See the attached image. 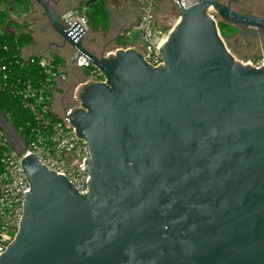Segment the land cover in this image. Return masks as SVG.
<instances>
[{
	"label": "water",
	"instance_id": "95a60500",
	"mask_svg": "<svg viewBox=\"0 0 264 264\" xmlns=\"http://www.w3.org/2000/svg\"><path fill=\"white\" fill-rule=\"evenodd\" d=\"M31 1L56 47L88 57L106 83L81 88L68 116L91 149L88 195L25 157L31 191L0 264H264V67L238 61L208 11L233 27L264 30V18L178 0L154 69L134 50L96 55L54 0ZM0 122L22 140L1 111Z\"/></svg>",
	"mask_w": 264,
	"mask_h": 264
},
{
	"label": "built area",
	"instance_id": "2783aa9c",
	"mask_svg": "<svg viewBox=\"0 0 264 264\" xmlns=\"http://www.w3.org/2000/svg\"><path fill=\"white\" fill-rule=\"evenodd\" d=\"M125 1L131 3L134 13L131 22L121 30V37L126 40L138 31L139 44L125 42V47L107 52L104 57L114 56L120 51L134 50L152 68L165 66L161 49L181 19L179 1ZM198 1L185 0V4L191 6ZM54 2L58 5V0ZM59 6L63 11L58 14L66 31L74 37L84 32L83 39L86 40L90 32L86 11L79 7L65 9V4ZM167 6H174L179 13V21L171 30L160 25V17ZM208 14L218 26L216 12L209 10ZM136 16L138 18L134 20ZM71 52L70 59L64 65H58L53 58L39 55L27 58L22 47L17 45L11 50L0 43V96L9 95L18 100L29 114L26 127L22 128L27 142L20 130L21 141L10 137L0 122V257L7 252L20 232L26 197L31 191L22 165L25 157H36L48 171L65 175L79 195H88L90 175L86 169V161L91 159L92 153L88 143L78 136L70 123L68 116L73 110L68 109L67 103L71 93L73 96L74 92L76 99L81 88L104 84L106 79L88 57L72 48ZM245 65L262 68L264 59ZM85 70L89 71L88 75L84 74ZM74 71L83 73L84 79L71 90L68 85L71 72L75 73Z\"/></svg>",
	"mask_w": 264,
	"mask_h": 264
},
{
	"label": "rangeland",
	"instance_id": "374dc122",
	"mask_svg": "<svg viewBox=\"0 0 264 264\" xmlns=\"http://www.w3.org/2000/svg\"><path fill=\"white\" fill-rule=\"evenodd\" d=\"M8 1L13 2V0H8ZM87 1L88 0H81L78 3L77 1L74 0V4L79 6V8L85 10L88 15V10L90 9L92 5L89 8H86ZM90 1L91 0H89V2ZM121 1L122 0H105V2L107 3V8L109 10V21H110L109 28L107 31H100V30L95 29L94 24L91 18L89 17L90 32H89L88 37L85 40V45L89 50H91L93 53H95L98 56L99 54H101V51L104 50L103 47H106V45H107L106 52H110V51L115 52L118 48L125 47L126 45L125 42L131 45L139 44V40H138L139 32L138 31H135L134 33H132L131 37L127 38L126 40H123L122 37H120L121 39L119 38L118 41L116 39L119 35H121L119 25L117 24L116 18H115L118 13H121V10L119 9V7L122 6ZM252 6L253 8L256 6V1H253ZM21 7H25V6H22L19 3H15L13 5V12L10 13L9 11L10 5L5 1H1L0 9L1 10L7 9V17L5 18V22H8L9 20H11V18L9 17H12V18L19 17L24 12V10ZM65 8H68V6L66 5ZM256 8L257 9L264 8V4L262 6L258 5V7H255V9ZM33 9L42 10L37 4H33L32 10ZM57 10H60V9L57 8ZM91 11H92V7H91ZM178 21H179V13H178L177 8H175L174 6H167V8L163 11L162 16L160 17V25L162 27H166V29L168 30H171L175 27ZM227 25L228 26L225 29L219 28V33H220L222 40L228 47V50L230 51V53H232V55L238 61L244 64H254L264 59V42H261L257 38H242L239 33V30H237L235 27L229 24ZM48 34L49 32L47 33V35ZM50 36L53 37L52 41L58 42L56 35L54 33H50L48 37H46V39H49ZM112 41L114 42L112 43ZM69 49L71 51V48ZM55 59H60L64 61L63 59L59 57H55ZM64 64H65V61H64ZM74 72L75 73L71 72V77H70V80L75 82L74 85L72 86L73 88H75V85L79 81L84 79L83 73H81L80 71H74ZM71 101L72 102L75 101V103L74 102L72 103ZM67 104H68V109H72L73 111L78 108L79 103L77 99L74 98V92H73V96L70 95V99L68 100Z\"/></svg>",
	"mask_w": 264,
	"mask_h": 264
},
{
	"label": "crops",
	"instance_id": "0c3cea01",
	"mask_svg": "<svg viewBox=\"0 0 264 264\" xmlns=\"http://www.w3.org/2000/svg\"><path fill=\"white\" fill-rule=\"evenodd\" d=\"M78 3L81 0H75ZM33 4V3H32ZM31 4V5H32ZM60 4H71L68 9L79 7L74 4V0H58V5H54L55 9H60ZM122 6L119 7L121 13L116 15V22L119 25L120 32L123 30L124 25L131 22L133 19L134 10L130 2L125 0L121 1ZM33 6V5H32ZM32 6L21 7L24 12L17 18H11L4 27V30L15 34L16 36L25 35L30 39L25 47H23L25 57L29 58L33 55H39L43 57L55 58L59 57L65 62L70 59L72 52L69 47H56L55 41H52L53 37L46 39L50 33H53L52 28L48 20L44 17L42 10H32ZM10 13L13 9H9ZM63 10L58 13L61 14ZM137 20V16L134 17ZM49 34L47 35V33Z\"/></svg>",
	"mask_w": 264,
	"mask_h": 264
},
{
	"label": "trees",
	"instance_id": "16d2710c",
	"mask_svg": "<svg viewBox=\"0 0 264 264\" xmlns=\"http://www.w3.org/2000/svg\"><path fill=\"white\" fill-rule=\"evenodd\" d=\"M5 1L10 5V8L13 9V5L15 3H19L22 6L29 7L31 5L30 0H14V2H9L8 0H0ZM92 7V11H91ZM88 10V18L90 17L95 29L100 31H107L109 28V10L107 8V3L105 0H98L97 3L93 4ZM9 8V9H10ZM7 17V9L1 10L0 9V43L4 46H8L13 50L17 45L20 47H25V45L30 42V39L25 36H16L15 34H11L10 32L4 30L6 25L5 18ZM227 23L219 20L218 27L220 29L227 28ZM58 65H64V61L60 59H55ZM39 69V68H38ZM85 75L89 74L88 70L84 71ZM0 111L9 117V120L13 123V125L22 132L23 136L25 137V142H27V137L22 128L26 127V123L29 119V114L23 109L21 103L14 99L9 95H1L0 96ZM1 172V166H0Z\"/></svg>",
	"mask_w": 264,
	"mask_h": 264
},
{
	"label": "flooded vegetation",
	"instance_id": "af4514ba",
	"mask_svg": "<svg viewBox=\"0 0 264 264\" xmlns=\"http://www.w3.org/2000/svg\"><path fill=\"white\" fill-rule=\"evenodd\" d=\"M219 1L222 2V3H225V4H231L232 8H234L235 10H237L239 12L246 13V14H250V15H254V16H257V17H263L264 18V8H259V9L256 8L255 9V7H258V5L262 6L264 4L263 3L264 0H219ZM253 1H256V6L254 8L252 6L253 5ZM97 2H95V3H97ZM87 3H89V0L86 2V4ZM65 5H67V4H65ZM70 5L71 4L67 5L68 8L71 7ZM65 9H67V8H65ZM218 19L221 20L219 16H218ZM235 28L237 30H239V33H240V35H241L242 38H257L261 42H264V30L262 28H256V29H254V28H249V27H244V26L243 27H235ZM120 37H121V35H119L116 38L117 41H118V39ZM113 42L114 41H112V43ZM106 47H107V45H106ZM106 47H103L104 50L101 51V54H99L100 56H104L107 53L106 52L107 51L106 50ZM74 83L75 82H73V81L70 80V83H69L68 86L71 87V90L73 88L72 86L74 85ZM71 95H72V93H71ZM69 99H70V96H69ZM73 102L75 103V101H73ZM78 108H79V104H78Z\"/></svg>",
	"mask_w": 264,
	"mask_h": 264
}]
</instances>
